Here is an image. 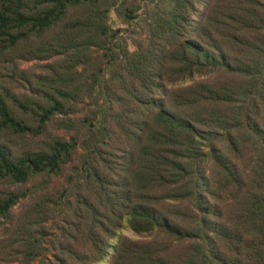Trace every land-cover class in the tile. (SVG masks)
<instances>
[{"label": "trees", "instance_id": "trees-1", "mask_svg": "<svg viewBox=\"0 0 264 264\" xmlns=\"http://www.w3.org/2000/svg\"><path fill=\"white\" fill-rule=\"evenodd\" d=\"M24 58L48 64L31 95L0 82V179H64L44 209L80 222L59 253L264 264V0H0V62Z\"/></svg>", "mask_w": 264, "mask_h": 264}, {"label": "rangeland", "instance_id": "rangeland-1", "mask_svg": "<svg viewBox=\"0 0 264 264\" xmlns=\"http://www.w3.org/2000/svg\"><path fill=\"white\" fill-rule=\"evenodd\" d=\"M113 25L119 28V22L113 16ZM139 39V38H138ZM48 61L35 59L20 60L13 64L0 62V82L5 87L18 94H30L32 85L30 78L35 74L44 72ZM59 132L52 131L57 136ZM11 145L16 144L13 139L8 140ZM22 145V144H21ZM34 143H28L23 149H33ZM41 180L37 179L26 185L16 184L10 179H0V197L11 193H30L21 200L11 211L7 220H0V264H72L69 259L55 249L54 243L62 239L64 235L76 237L72 226L80 222L77 203L72 204L63 211L57 213L47 212L45 208H52L50 203L56 200L65 188L64 179L54 180L48 190L39 189ZM43 207H37L36 202L43 201ZM130 238H136L129 231L125 232ZM41 240V255L31 263H28L24 252L27 244Z\"/></svg>", "mask_w": 264, "mask_h": 264}]
</instances>
